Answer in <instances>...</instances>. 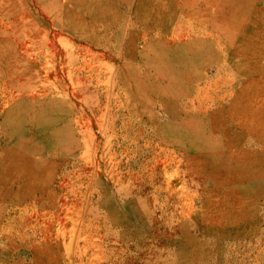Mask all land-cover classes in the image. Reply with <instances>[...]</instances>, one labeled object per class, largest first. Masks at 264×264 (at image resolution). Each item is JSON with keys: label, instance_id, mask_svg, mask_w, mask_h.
I'll list each match as a JSON object with an SVG mask.
<instances>
[{"label": "rangeland", "instance_id": "374dc122", "mask_svg": "<svg viewBox=\"0 0 264 264\" xmlns=\"http://www.w3.org/2000/svg\"><path fill=\"white\" fill-rule=\"evenodd\" d=\"M0 264H264V0H0Z\"/></svg>", "mask_w": 264, "mask_h": 264}, {"label": "crops", "instance_id": "0c3cea01", "mask_svg": "<svg viewBox=\"0 0 264 264\" xmlns=\"http://www.w3.org/2000/svg\"><path fill=\"white\" fill-rule=\"evenodd\" d=\"M43 261H45V260L43 259Z\"/></svg>", "mask_w": 264, "mask_h": 264}]
</instances>
